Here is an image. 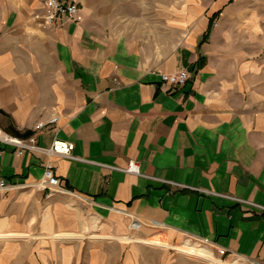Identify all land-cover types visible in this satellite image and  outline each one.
<instances>
[{
    "label": "crops",
    "instance_id": "0c3cea01",
    "mask_svg": "<svg viewBox=\"0 0 264 264\" xmlns=\"http://www.w3.org/2000/svg\"><path fill=\"white\" fill-rule=\"evenodd\" d=\"M68 1L83 20L46 26L44 0H0V127L75 145L0 143V239L40 264H177L183 237L264 264V4Z\"/></svg>",
    "mask_w": 264,
    "mask_h": 264
},
{
    "label": "built area",
    "instance_id": "2783aa9c",
    "mask_svg": "<svg viewBox=\"0 0 264 264\" xmlns=\"http://www.w3.org/2000/svg\"><path fill=\"white\" fill-rule=\"evenodd\" d=\"M44 24L46 26L53 25L59 18H67L72 22H80L83 20V14L81 7L76 2L68 0H44ZM162 80L171 84H184L189 78V71L186 68L176 73H161ZM57 122L56 117H52L48 124H55ZM46 122H39L38 128L46 127ZM0 143L12 145L16 148L18 153H22L25 149L39 150L47 155H63L72 157V151L74 150V143L63 139H55L50 147L41 148L34 136L29 138H21L14 136L0 127ZM2 151L0 150V155ZM124 171L141 174L140 165L137 161L131 160L128 165L123 168ZM38 187L48 190L49 192L59 190L61 187L60 178L55 174L53 166L47 164L41 180L37 183ZM10 189V185L5 179H0V195ZM238 199V198H237ZM238 201L243 203H249L248 200ZM251 203V202H250ZM253 204V203H252ZM256 206V204H253ZM258 206V205H257ZM264 210V207L258 206ZM218 253L225 255L226 250L224 248H218Z\"/></svg>",
    "mask_w": 264,
    "mask_h": 264
},
{
    "label": "rangeland",
    "instance_id": "374dc122",
    "mask_svg": "<svg viewBox=\"0 0 264 264\" xmlns=\"http://www.w3.org/2000/svg\"><path fill=\"white\" fill-rule=\"evenodd\" d=\"M143 2V7H144V13L145 16H148L150 13V10H147L148 7H150V5H152V7H156L158 6H162V5H168L169 3L173 4L175 6H179L182 5L184 0H139ZM216 0H192V6L195 5H205V6H213L214 2ZM170 4V5H171ZM264 4V0H227L226 5L230 6V7H236V8H248V7H252L255 8V10L257 11V9H260L263 7ZM152 239H149L148 241L150 242ZM24 240L21 239L20 240V245H15V239H11V238H5V239H0V264H40L38 262H35L34 260L37 259L38 260V256L37 258L34 259V257H31L29 252H30V248L29 245L26 243H23ZM196 240L188 238V237H183L181 239H178L177 241L175 240V248H172L170 251H168L170 253L169 257H172L174 255L175 259L177 260V264H195L194 262L197 261V259L195 258H190L187 255H185L183 252H181L180 250H178L179 247L184 246L187 243H195ZM177 247V248H176ZM175 252H177L178 254H175ZM220 254V253H219ZM215 253L213 254L214 258L217 259V261L220 260H224V261H241V264H260L254 261H248V260H244L241 259L239 257H232V258H226V257H220V255ZM150 257H152L151 259H154L155 257H157L158 255L152 253L149 254ZM207 262V261H206ZM246 262V263H245ZM119 264V263H116ZM152 264V263H151ZM207 264H220L218 262L215 263H211V262H207Z\"/></svg>",
    "mask_w": 264,
    "mask_h": 264
},
{
    "label": "bare ground",
    "instance_id": "6f19581e",
    "mask_svg": "<svg viewBox=\"0 0 264 264\" xmlns=\"http://www.w3.org/2000/svg\"><path fill=\"white\" fill-rule=\"evenodd\" d=\"M154 243L160 244L157 241H154ZM162 245L166 246L169 244H162ZM178 249L190 258H195L197 260H203V261H207L211 263L218 262L220 264H241V261H242V260L240 261L239 260L238 261H234V260L217 261V259L214 258L212 251L208 247L203 246V245H194V244L187 243L184 246L179 247Z\"/></svg>",
    "mask_w": 264,
    "mask_h": 264
},
{
    "label": "trees",
    "instance_id": "16d2710c",
    "mask_svg": "<svg viewBox=\"0 0 264 264\" xmlns=\"http://www.w3.org/2000/svg\"><path fill=\"white\" fill-rule=\"evenodd\" d=\"M211 24H213V23H211ZM30 134H31V132H26V133L22 134V136H27V135H30Z\"/></svg>",
    "mask_w": 264,
    "mask_h": 264
}]
</instances>
